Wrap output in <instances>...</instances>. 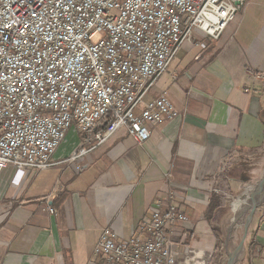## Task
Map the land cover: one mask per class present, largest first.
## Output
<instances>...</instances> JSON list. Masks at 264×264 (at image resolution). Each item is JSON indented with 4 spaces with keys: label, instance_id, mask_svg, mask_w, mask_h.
Wrapping results in <instances>:
<instances>
[{
    "label": "crops",
    "instance_id": "0c3cea01",
    "mask_svg": "<svg viewBox=\"0 0 264 264\" xmlns=\"http://www.w3.org/2000/svg\"><path fill=\"white\" fill-rule=\"evenodd\" d=\"M246 11L206 50L185 45L157 81L151 98L165 95L178 116L152 126L145 145L123 130L73 162L81 138L72 131L49 170L19 186L13 167L0 175V264H104L95 255L103 230L121 241L139 232L169 190L172 165L188 217L172 230L178 264L229 263L246 232L232 200L264 171V83L251 75L264 72V0ZM244 242L235 264H264V206Z\"/></svg>",
    "mask_w": 264,
    "mask_h": 264
},
{
    "label": "built area",
    "instance_id": "2783aa9c",
    "mask_svg": "<svg viewBox=\"0 0 264 264\" xmlns=\"http://www.w3.org/2000/svg\"><path fill=\"white\" fill-rule=\"evenodd\" d=\"M250 2L0 0V175L13 167L19 186L49 170L72 131L81 138L73 162L123 130L145 145L152 126L178 116L168 97L151 98L157 81L185 45L219 42ZM251 75L264 83V72ZM173 167L139 232L121 241L103 230L95 255L104 264H178L172 230L188 217L177 206Z\"/></svg>",
    "mask_w": 264,
    "mask_h": 264
},
{
    "label": "rangeland",
    "instance_id": "374dc122",
    "mask_svg": "<svg viewBox=\"0 0 264 264\" xmlns=\"http://www.w3.org/2000/svg\"><path fill=\"white\" fill-rule=\"evenodd\" d=\"M246 13H247V11H246ZM246 13H243L242 15H245ZM246 16H247V14H246ZM238 25H241V23H239ZM263 178H264V171H261V176L257 177L253 182H251L252 184L248 185L242 191L241 196H239L238 198L234 197L235 199L232 200L231 205L233 206V209H234L235 204L239 202L240 213L239 212L234 213V211L232 213H234V217L237 215L235 218L233 217V219H235L237 222L239 221V225L242 228L247 223V220L251 214V207L248 206L249 205L247 202L248 198H246L248 196V192L250 190L256 189L257 186L260 185V182L263 180ZM260 203H261V205L257 208L256 213H257V211L262 209V206H264V199Z\"/></svg>",
    "mask_w": 264,
    "mask_h": 264
},
{
    "label": "water",
    "instance_id": "95a60500",
    "mask_svg": "<svg viewBox=\"0 0 264 264\" xmlns=\"http://www.w3.org/2000/svg\"><path fill=\"white\" fill-rule=\"evenodd\" d=\"M260 186L264 187V178H263V180L260 182ZM261 201H262V200H261ZM261 201H260V202H261ZM260 202L257 203V205H255L253 208H251V214H250V216H249V218H248V220H247V223H246V225H245V227H246V232H245V235H244V237H243V240L241 241L242 243H241V245L239 246V248H238L236 251H234V252L232 253L231 258H230L228 264H235L236 260L238 259V255H239L240 252L242 251V249H243V247H244V244H245L244 240H245V238H246V236H247V234H248L249 225H250L251 221L253 220V218H254V216H255V214H256V210H257V208L261 205Z\"/></svg>",
    "mask_w": 264,
    "mask_h": 264
},
{
    "label": "bare ground",
    "instance_id": "6f19581e",
    "mask_svg": "<svg viewBox=\"0 0 264 264\" xmlns=\"http://www.w3.org/2000/svg\"><path fill=\"white\" fill-rule=\"evenodd\" d=\"M257 194H260V195H258L259 197L257 196L258 198H257L256 202L251 204V206H250L251 208H253L255 205H257V203H259L261 200L264 199V187L258 185L256 193L254 194V196H256ZM161 215H162V219H169L170 218L169 211H161Z\"/></svg>",
    "mask_w": 264,
    "mask_h": 264
},
{
    "label": "trees",
    "instance_id": "16d2710c",
    "mask_svg": "<svg viewBox=\"0 0 264 264\" xmlns=\"http://www.w3.org/2000/svg\"><path fill=\"white\" fill-rule=\"evenodd\" d=\"M212 209H213V207L210 208V213H209V214H211V210H212Z\"/></svg>",
    "mask_w": 264,
    "mask_h": 264
}]
</instances>
